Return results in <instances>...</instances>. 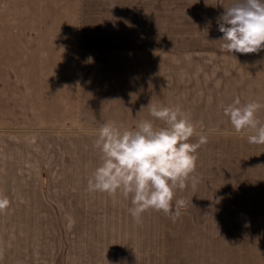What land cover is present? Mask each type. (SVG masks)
Here are the masks:
<instances>
[{
  "label": "crops",
  "instance_id": "crops-1",
  "mask_svg": "<svg viewBox=\"0 0 264 264\" xmlns=\"http://www.w3.org/2000/svg\"><path fill=\"white\" fill-rule=\"evenodd\" d=\"M174 35L142 29L46 31L42 35L0 30V47L8 51H15L16 45L53 46L58 50L68 46L71 52L106 56L105 60L85 63L94 69L92 77H84L78 66L72 76V88L85 96V104L75 106L77 110H84L87 116H106V120L71 123L66 129L59 125L52 136L56 137L55 144L46 146V152L49 149L54 156L53 167L42 149L33 146L31 131L11 134L6 130L0 135V197L9 200L0 213H85L89 216L86 227L115 228L125 234L135 230L134 235L130 231L122 237L125 241L121 249L115 246L111 250L113 259L119 255L121 261L130 258L134 264H144L141 247L145 235L139 229H150L145 236V244L149 242L146 253L150 264H159L158 229L165 226L162 221L159 227V214L165 213L149 209L137 222L129 212L130 196L125 198L120 191L115 195L89 191L88 180L100 163L101 154L94 141L101 124L114 121L121 129H130L146 119L164 126L149 115L147 105L178 106L195 126L196 134L189 142L196 143L203 134L207 143L196 152L193 175L200 178L199 183L193 188L189 181L183 191L175 190L173 213L175 201L183 199L181 213L216 214L215 227L229 230L224 250L222 245L219 250L218 240L217 264H264V144H250L248 132H235L223 114V106L237 96L264 105V49L250 54L226 52L218 29L213 47L204 40L191 43L159 39ZM71 114L80 115L75 111ZM257 116L264 121V107ZM51 179L57 181L54 191L46 188V181ZM34 182L40 187L33 188ZM254 230H261L258 236Z\"/></svg>",
  "mask_w": 264,
  "mask_h": 264
},
{
  "label": "rangeland",
  "instance_id": "rangeland-1",
  "mask_svg": "<svg viewBox=\"0 0 264 264\" xmlns=\"http://www.w3.org/2000/svg\"><path fill=\"white\" fill-rule=\"evenodd\" d=\"M217 2L231 4V0H0V30L41 35L46 31L156 30L159 34H175L159 37L162 41L204 40L213 47L217 21L224 11ZM14 48L15 51H8L0 47V135L6 130L11 134L31 131L33 146L42 149L53 167L54 156L49 149L46 152V146L56 140L53 134L59 125L66 129L71 123L106 120V116H87L84 110H77L75 106L85 104V96L72 88L77 66L84 77H92L94 69L85 63L105 60L106 56L71 52L68 46L62 50L53 46ZM73 111L80 115L72 116ZM35 185L40 187L38 182L33 188ZM55 187L56 180L46 181L47 189L54 191ZM159 216V227L162 221L165 223L158 229L159 264L218 263V240L219 250L221 245L224 250L223 244L229 241L225 233L229 230L215 227L216 214L181 213L175 222L168 216L169 221L166 214ZM88 219L85 213H0V264H134L130 258L121 261L119 255L113 259L111 250L115 246L121 249L125 241L122 237L130 231L134 235L135 230L129 229L125 234L115 228L86 227ZM139 230L142 236L150 234V229ZM254 231L258 236L261 230ZM145 236L141 252L144 264H150Z\"/></svg>",
  "mask_w": 264,
  "mask_h": 264
},
{
  "label": "clouds",
  "instance_id": "clouds-1",
  "mask_svg": "<svg viewBox=\"0 0 264 264\" xmlns=\"http://www.w3.org/2000/svg\"><path fill=\"white\" fill-rule=\"evenodd\" d=\"M222 6L224 11L217 21L223 34L219 38L222 49L231 54L264 49V0H233ZM147 107L149 115L164 126L146 119L130 129H121L114 121L101 124L94 141L101 154L100 163L88 180V190L109 195L120 191L125 198L130 196L129 212L137 222L149 209L163 211L175 222L185 206L183 199L176 200L172 214L175 190L183 191L189 181L193 188L199 183L200 178L193 175L196 152L207 143V137L200 134L196 143L189 142L196 134L195 126L178 106L149 103ZM262 107L256 100L242 101L237 96L223 106V114L235 132H248L250 144H264V121L257 116ZM8 205L9 200L0 197V210Z\"/></svg>",
  "mask_w": 264,
  "mask_h": 264
}]
</instances>
